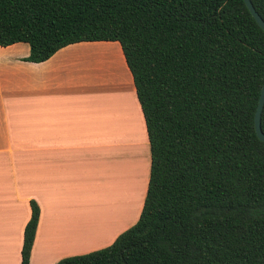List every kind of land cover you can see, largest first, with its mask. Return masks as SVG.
Here are the masks:
<instances>
[{
	"label": "trees",
	"instance_id": "obj_1",
	"mask_svg": "<svg viewBox=\"0 0 264 264\" xmlns=\"http://www.w3.org/2000/svg\"><path fill=\"white\" fill-rule=\"evenodd\" d=\"M99 40L120 43L132 75L148 184L133 225L55 264H264V30L244 0H0V46L27 42L24 60ZM29 204L19 264L40 215Z\"/></svg>",
	"mask_w": 264,
	"mask_h": 264
},
{
	"label": "crops",
	"instance_id": "obj_2",
	"mask_svg": "<svg viewBox=\"0 0 264 264\" xmlns=\"http://www.w3.org/2000/svg\"><path fill=\"white\" fill-rule=\"evenodd\" d=\"M29 52L27 42L0 46V264L20 263L31 199L30 264L109 245L137 221L150 172L118 41L72 43L41 62L24 60Z\"/></svg>",
	"mask_w": 264,
	"mask_h": 264
},
{
	"label": "water",
	"instance_id": "obj_3",
	"mask_svg": "<svg viewBox=\"0 0 264 264\" xmlns=\"http://www.w3.org/2000/svg\"><path fill=\"white\" fill-rule=\"evenodd\" d=\"M247 8L249 9L251 15L254 17L256 22L259 24V26L264 30V20L261 18V16L258 14V12L255 10L254 6L252 5V2L250 0H244ZM264 106V82L262 83L259 98L257 101L255 113H254V128L255 132L258 136V138L262 141H264V133L260 126V117L261 112Z\"/></svg>",
	"mask_w": 264,
	"mask_h": 264
},
{
	"label": "rangeland",
	"instance_id": "obj_4",
	"mask_svg": "<svg viewBox=\"0 0 264 264\" xmlns=\"http://www.w3.org/2000/svg\"><path fill=\"white\" fill-rule=\"evenodd\" d=\"M90 241L89 242H92V243H94V240L96 241V240H98V239H89ZM92 240V241H91Z\"/></svg>",
	"mask_w": 264,
	"mask_h": 264
}]
</instances>
